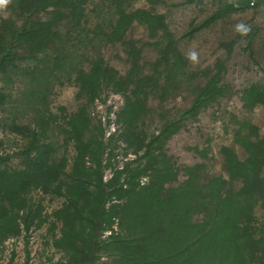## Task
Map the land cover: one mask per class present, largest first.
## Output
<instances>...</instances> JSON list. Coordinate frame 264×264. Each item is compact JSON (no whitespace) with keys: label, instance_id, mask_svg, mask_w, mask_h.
<instances>
[{"label":"trees","instance_id":"16d2710c","mask_svg":"<svg viewBox=\"0 0 264 264\" xmlns=\"http://www.w3.org/2000/svg\"><path fill=\"white\" fill-rule=\"evenodd\" d=\"M135 1L11 0L8 16L0 18V113L5 118L0 115L24 142L17 153L19 168L0 153V260L7 240L48 222L50 216L33 200L37 191L65 199L53 213L61 230L52 241L64 258L53 264H264V137L255 124L237 121L233 146L219 151L224 174L204 177L203 165L188 166L185 181L176 185L178 169L164 147L181 122L227 97L224 67L218 59L211 70H191L168 11H159L170 0H141L145 8L134 7ZM185 1L206 11L199 24L190 21L188 38L264 5V0ZM134 26L143 27L152 44L139 46L131 39ZM118 43L130 66L123 76L98 54L100 47ZM149 45L155 46V60L147 64ZM16 83L21 92L13 94L8 86ZM66 84L76 86L85 102L71 114L51 108L52 93ZM109 90L124 98L118 116L123 128L109 141L119 136L137 157L105 182L104 171L112 163L104 164L108 145L90 107ZM179 92L189 93L187 106L174 107L173 119L160 114V128L147 136L141 123ZM241 100L247 110L264 107V85L246 88ZM11 102L17 112L31 113L33 122L20 123L8 108ZM62 145L72 146L71 159L59 153ZM143 175L149 177L145 185ZM107 231L111 234L104 237ZM104 255L107 261L99 262Z\"/></svg>","mask_w":264,"mask_h":264},{"label":"rangeland","instance_id":"374dc122","mask_svg":"<svg viewBox=\"0 0 264 264\" xmlns=\"http://www.w3.org/2000/svg\"><path fill=\"white\" fill-rule=\"evenodd\" d=\"M10 1L7 0L6 4L0 5V18L8 16L7 7ZM231 1L236 2L237 0ZM134 7L145 8L147 5L144 1L137 0L134 2ZM207 8L210 9V7ZM166 9L160 7L159 11L164 13L168 11L169 26L178 40L185 45V52L190 58V69L193 71L195 69L211 70L220 59L224 67L223 83L228 86L227 97L202 112L197 118L181 122L178 133L168 140L164 147V152L172 158L178 169L176 185H180L185 181L183 169L188 166L203 165L204 177L224 174V163L219 151L223 146H233L234 131L238 127L237 121L247 120L255 124L259 127L261 136L264 137V107L247 110L243 108L241 100L242 92L246 88L253 84L264 85V5L250 7L232 14L228 18L214 23L211 28H205L196 33L191 38L184 34L190 21L194 20L199 24L203 20V15H206V11H199L196 9V5L185 0H170ZM129 36L138 41L139 46L144 43L152 44L141 26H134ZM232 43L235 45L231 48ZM154 48L155 46L150 45L144 48L147 64L155 60ZM124 51V47L118 43L113 46L100 47L98 54L102 53L105 61L117 70L119 75L123 76L130 67ZM93 54L95 55V53ZM146 68L149 69V66ZM8 90L13 94L17 91L21 92V84L9 85ZM179 93L174 94L175 96L168 101L166 106L162 105L161 109L159 108L160 112L153 113L154 115L152 114L141 123V129L147 136L156 133L160 128V114L163 113L168 119H173L177 110L173 109L174 107L184 108L187 106L186 100L189 99V93ZM77 94L78 89L74 85L66 84L57 87L50 97L51 108L56 111L62 107L68 114L77 112L85 105V102L78 98ZM97 101L98 103H94L90 107V112L94 124L102 125L104 129L105 143L108 145L104 164L109 161L112 163L105 169L104 176L108 172L114 175V172L121 170L126 162L133 161L137 157L127 148L126 143L119 139V136L111 142L107 136L108 131L113 127L116 129L115 133L123 128L124 124L119 121L118 116L124 105V98L121 94L109 90L105 91ZM149 104L156 109L155 102ZM17 107L18 105L13 102L8 105L9 110L18 117L20 123L33 122L34 117L30 115L31 113L27 115L19 113ZM0 114L5 118L4 113ZM1 115L0 153L5 156L9 155V165L19 168L22 160L17 153L24 142L21 137L10 132ZM58 141L61 142L62 139L58 138ZM234 148L243 159L245 157L243 150L236 145ZM72 151L71 145L68 148L62 145L59 153L67 155L71 159ZM139 153L142 154V152ZM145 178L147 181L149 180L148 176L143 175L141 181L143 182L142 179ZM32 196L34 201L41 203L44 213L50 216L48 222L39 229L32 228L27 234L7 240L3 245L0 264H53L64 258V254L52 246V241L53 237L60 236L61 230V223L56 221L53 213L61 209L65 199L51 197L37 191ZM114 229H116L115 225ZM110 234L111 232L107 231L104 237ZM103 261H107V256L104 255L100 258L99 262Z\"/></svg>","mask_w":264,"mask_h":264},{"label":"built area","instance_id":"2783aa9c","mask_svg":"<svg viewBox=\"0 0 264 264\" xmlns=\"http://www.w3.org/2000/svg\"><path fill=\"white\" fill-rule=\"evenodd\" d=\"M96 103H98V101H96ZM115 132H116V129L113 127L112 129H110V131H108L107 136L110 137V136L113 135ZM112 177H113V174H112L111 172H108V173H106V175L104 176V181H105V182H108L109 180L112 179ZM142 180H143L142 185L147 184V183H144V182L147 181L146 178H145V179H142ZM147 182H148V181H147Z\"/></svg>","mask_w":264,"mask_h":264},{"label":"clouds","instance_id":"9594fccd","mask_svg":"<svg viewBox=\"0 0 264 264\" xmlns=\"http://www.w3.org/2000/svg\"><path fill=\"white\" fill-rule=\"evenodd\" d=\"M7 3V0H0V5H4Z\"/></svg>","mask_w":264,"mask_h":264}]
</instances>
